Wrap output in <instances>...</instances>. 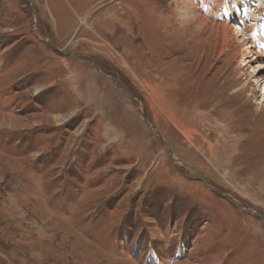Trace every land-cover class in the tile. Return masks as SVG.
Masks as SVG:
<instances>
[{
  "label": "rangeland",
  "instance_id": "obj_1",
  "mask_svg": "<svg viewBox=\"0 0 264 264\" xmlns=\"http://www.w3.org/2000/svg\"><path fill=\"white\" fill-rule=\"evenodd\" d=\"M259 61L261 0H0V264H264Z\"/></svg>",
  "mask_w": 264,
  "mask_h": 264
},
{
  "label": "bare ground",
  "instance_id": "obj_2",
  "mask_svg": "<svg viewBox=\"0 0 264 264\" xmlns=\"http://www.w3.org/2000/svg\"><path fill=\"white\" fill-rule=\"evenodd\" d=\"M261 3L264 4V0H261ZM205 11H206V7H205ZM190 12H193V11L190 10ZM193 14L194 15L192 17L194 19L198 20L199 24H201V25L204 26V25H207L208 23H211V25H212V32L213 33H217L218 35L222 36L223 43H224V45L226 47V50H228V51L231 50V48L233 47V44H234V38H233V28L234 27H232L231 25L228 24V21H229L228 18L225 21L226 23H222V24L221 23H212V22H209V20L207 18L201 17V15H199V14H195V13H193ZM242 42H243V40H242ZM259 51H262L263 52V50L261 49V47H260V50ZM245 52H251V51L248 49V47H246ZM260 56L261 55L258 54L257 55V58L260 57ZM256 64H259V65L257 67H253L252 68V72H254V73L260 72V71H262L261 68H264V64L262 63V61H259ZM256 76L257 75H255V77Z\"/></svg>",
  "mask_w": 264,
  "mask_h": 264
},
{
  "label": "water",
  "instance_id": "obj_3",
  "mask_svg": "<svg viewBox=\"0 0 264 264\" xmlns=\"http://www.w3.org/2000/svg\"><path fill=\"white\" fill-rule=\"evenodd\" d=\"M87 64H93V65L97 66L95 63H91V62H87ZM118 84H119V83H118ZM134 99L137 100V102H138V107H139V109H140V113H141L143 119L145 120L146 124H147L151 129L155 130V131L158 133V135H159V134H160V131H159L157 128H155V126L150 122V120L147 118V116H145L143 110L141 109L140 101H139L138 99H136V98H134Z\"/></svg>",
  "mask_w": 264,
  "mask_h": 264
},
{
  "label": "trees",
  "instance_id": "obj_4",
  "mask_svg": "<svg viewBox=\"0 0 264 264\" xmlns=\"http://www.w3.org/2000/svg\"><path fill=\"white\" fill-rule=\"evenodd\" d=\"M121 82L123 83V85L125 84V81H121ZM128 92H129V91H128ZM129 94H130V96L136 97V96H135V93H132V92L130 93V92H129Z\"/></svg>",
  "mask_w": 264,
  "mask_h": 264
}]
</instances>
